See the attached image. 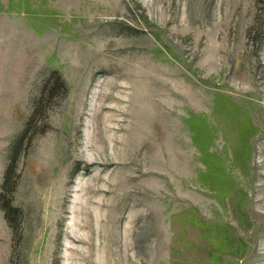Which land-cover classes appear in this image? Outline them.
<instances>
[{
  "label": "rangeland",
  "instance_id": "obj_1",
  "mask_svg": "<svg viewBox=\"0 0 264 264\" xmlns=\"http://www.w3.org/2000/svg\"><path fill=\"white\" fill-rule=\"evenodd\" d=\"M51 76L0 264H264V0H0V193Z\"/></svg>",
  "mask_w": 264,
  "mask_h": 264
},
{
  "label": "trees",
  "instance_id": "obj_2",
  "mask_svg": "<svg viewBox=\"0 0 264 264\" xmlns=\"http://www.w3.org/2000/svg\"><path fill=\"white\" fill-rule=\"evenodd\" d=\"M49 82L51 83L53 82V83L51 84V83L46 82V85L43 88L44 93H42V95L37 99L35 103L34 111L32 115L30 116L29 120L27 121L26 128L22 131V133L17 138H15L10 148L9 163L5 170L4 181L2 183V191L0 193V207L3 209L6 219L8 220L10 225L12 224V221H11L12 214L11 213L19 210L17 207L13 205L12 195H10L12 194V192H14V189L17 183V182L14 183L12 180V177L15 174H17V170H18L17 146H19L22 143L25 135L29 132V127L31 126L32 120L34 119L36 114L41 111V107L46 97L45 91L50 92V94H53L55 90L59 89V87L60 88L63 87V81L62 82L59 81L58 77L56 78L55 76H51V78H49Z\"/></svg>",
  "mask_w": 264,
  "mask_h": 264
}]
</instances>
